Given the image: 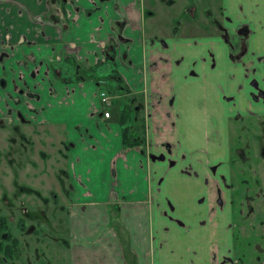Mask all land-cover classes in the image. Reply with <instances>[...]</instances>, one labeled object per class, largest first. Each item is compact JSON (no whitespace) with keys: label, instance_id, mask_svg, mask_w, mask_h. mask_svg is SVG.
<instances>
[{"label":"crops","instance_id":"obj_1","mask_svg":"<svg viewBox=\"0 0 264 264\" xmlns=\"http://www.w3.org/2000/svg\"><path fill=\"white\" fill-rule=\"evenodd\" d=\"M154 1L159 5L0 0V42L10 35L0 49V122L44 125L61 138L69 214L77 219L67 264H178V228L166 214L177 215L185 187L198 178L182 179L175 161L189 154L209 170L236 145L240 118L264 115V0L224 5L229 32L249 29L244 52L234 57L214 24L174 28L166 13L167 20L155 15L164 4ZM101 41L113 48L112 58ZM101 68H109L110 79L97 78ZM118 80L143 96L145 152L122 147L119 92L110 117L102 115L99 90ZM202 121L209 124L204 133ZM218 122L226 123L224 133ZM220 135L229 138L223 157L207 147ZM196 138L208 145L189 146ZM164 143L172 145L169 151ZM110 204L124 224L117 234L107 224Z\"/></svg>","mask_w":264,"mask_h":264},{"label":"flooded vegetation","instance_id":"obj_2","mask_svg":"<svg viewBox=\"0 0 264 264\" xmlns=\"http://www.w3.org/2000/svg\"><path fill=\"white\" fill-rule=\"evenodd\" d=\"M159 1L169 6L176 4V0ZM177 1V5H181L177 16L180 19L183 16L194 18L187 20L183 18L184 20L177 21L176 27L180 23L185 27V24L192 25V23L200 24L201 22L205 23L204 21H209L215 25L217 32L225 39L230 54L233 57L234 55L240 56L244 52L246 48L245 38L249 32L248 27H237L231 33L224 26V5H228L229 0ZM145 5L153 7L156 5V1L145 0ZM202 5H207L202 10V14L205 17L202 20H197V8ZM164 10V7L161 8V11ZM261 11L260 8L258 13ZM155 15H157V11H155ZM171 19L175 22V18ZM230 19L228 21L229 24L233 22V19ZM120 24L122 25L123 23ZM157 32L160 33V35L156 34L157 36H164L167 33L163 31ZM157 36L154 35L153 37ZM9 39L10 35L5 34L3 41L0 42V49L2 45L8 46L10 44ZM98 46L103 52L107 48L105 41H101ZM109 48L111 49L112 47L109 46ZM110 77L111 75L106 79L108 80ZM103 91L105 90L101 88L98 93L99 102L102 106V115L104 117V111L107 110L110 117V109L113 106V99L117 92L116 85L112 91L107 92L110 101L108 108H105L101 103L100 94ZM143 117L145 125L144 111ZM247 118L256 120L257 129L264 123V115L258 116L253 114L244 119ZM244 119L240 118L238 121L239 130L243 125ZM199 126L202 129L201 133H204L203 131L208 128L209 124L202 121ZM216 128L220 133H224L226 123L218 122ZM262 128V131H264V126ZM145 134L146 129L144 128V149L146 150L147 140ZM258 136V130L250 131L247 136H244L243 143H241L238 133L235 138L236 145L229 146L227 156H225L226 159H221V161L211 165L209 170L204 169L201 166L202 164L198 163V158L189 154L185 155L183 153L175 161L179 166L182 179H187V175L198 178L196 186L191 189L188 186L185 187L177 215L173 212L166 214L171 221L176 223L178 228V264H264V142L260 144V148L252 150V146L257 142ZM228 142L229 138L220 135L215 139L214 143L210 142L212 144L209 146H207L208 144L202 138L193 139L188 145L207 146L210 151L223 157V152L225 146L228 147ZM164 145L167 146L168 151L172 146L169 143H164ZM253 159L256 160V163H253ZM172 162L174 163V161ZM195 165L196 167L194 168ZM251 187H253V190L250 189ZM108 213L110 218L107 224L117 234L118 230L122 227L121 224H124L121 222L116 204L109 205ZM67 219L70 223L77 221L76 218L70 216L69 212L66 215V222ZM24 222V219L20 218L15 226L16 230L18 232H31V227H26ZM41 229L40 231H35L32 226V235H36L38 243H41V236L49 237V233L47 231L42 233ZM50 230L51 228H49ZM7 232L10 236H8V239L3 244H0V264H34V258L31 261H23L17 237L13 235V231L9 227ZM0 236L4 239L7 237L4 233L0 234ZM12 240H15L17 243V256H11L9 252L12 248ZM259 240H262V247L257 245ZM60 246L62 250L63 243ZM52 249L47 247V251H51ZM71 249V244H69V249L66 247L67 257L65 259L59 258V260L61 259L59 261L60 264H67V260L72 255ZM36 251L38 254H36ZM36 251L34 250V254L40 257L41 252L38 249ZM37 264L40 263L38 262Z\"/></svg>","mask_w":264,"mask_h":264},{"label":"rangeland","instance_id":"obj_3","mask_svg":"<svg viewBox=\"0 0 264 264\" xmlns=\"http://www.w3.org/2000/svg\"><path fill=\"white\" fill-rule=\"evenodd\" d=\"M175 3L170 6L160 5V8H165V12L159 8L157 13L162 20L175 18L174 28L177 21L194 18L183 16L184 19H180L177 15L181 5H177V0ZM206 6L197 8V20L205 17L202 10ZM54 7L59 8L58 5H52ZM164 13L167 19L162 16ZM108 72L109 68H101L97 78H108ZM248 84L255 88L252 79L248 80ZM102 89L107 94L112 91V85L103 84ZM114 104L115 107H120L121 101L115 99ZM256 125V120L247 118L238 129L241 143L250 131L258 130V140L253 144L252 150H257L264 142V123L258 129ZM57 134L60 132L57 131ZM65 162L66 151L61 138H56L44 125L12 126L8 121L0 122V219H4L17 237L23 261L34 258V264H60L59 258L67 257L66 247L69 249L72 241L69 231L71 223L68 219L66 222L67 212H70V196L66 192L70 190V185L65 182ZM253 163H256L255 159ZM250 189L253 190V187ZM20 218L24 219L26 227H31V232L16 230L15 226ZM32 226L35 231H40L42 227V233L47 231L49 237L41 236V243H38L36 235H32ZM257 245L262 247V240ZM122 246L126 248L125 241ZM47 247L53 249L47 251ZM35 248L41 252L40 257L34 254ZM19 262L21 263L20 260Z\"/></svg>","mask_w":264,"mask_h":264},{"label":"trees","instance_id":"obj_4","mask_svg":"<svg viewBox=\"0 0 264 264\" xmlns=\"http://www.w3.org/2000/svg\"><path fill=\"white\" fill-rule=\"evenodd\" d=\"M112 51L113 48L110 49L108 47L104 50L107 59L113 57ZM117 82L116 90L122 95L124 104L117 117L118 124L122 126V147L125 150L138 148L141 152H144L145 125L143 117V96L140 93L129 91L125 85L120 83V80ZM7 229L8 227L4 219H0V234L4 233L7 236L5 239L0 236V244H3V242L8 239V236H10ZM11 242L12 248L9 252L11 253V256H17V243L15 240H12Z\"/></svg>","mask_w":264,"mask_h":264},{"label":"built area","instance_id":"obj_5","mask_svg":"<svg viewBox=\"0 0 264 264\" xmlns=\"http://www.w3.org/2000/svg\"><path fill=\"white\" fill-rule=\"evenodd\" d=\"M100 98H101V103L105 106V108H108V106L110 105V101H109V97L107 96V94H105L104 92H101ZM104 117L105 118L109 117V112L107 110L104 111Z\"/></svg>","mask_w":264,"mask_h":264}]
</instances>
